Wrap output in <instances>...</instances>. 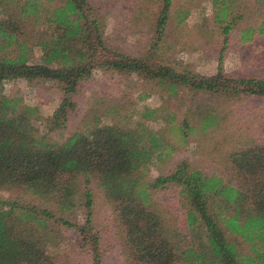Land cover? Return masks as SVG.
Here are the masks:
<instances>
[{
	"label": "trees",
	"instance_id": "trees-1",
	"mask_svg": "<svg viewBox=\"0 0 264 264\" xmlns=\"http://www.w3.org/2000/svg\"><path fill=\"white\" fill-rule=\"evenodd\" d=\"M150 1L135 0L133 8L140 11ZM171 1L156 0L154 43L162 37ZM256 1V22L240 30L241 42L264 36V0ZM233 2L211 0L223 35L239 17L228 20ZM33 47L38 62L29 61ZM221 52L215 72L202 75L107 45L88 0H0V190L43 202L0 200V264H53L46 247L56 225L72 229L86 244L90 264H101L91 181L109 209L113 239L127 264H263L264 142H238L218 173L205 174L182 160L166 174L148 176L152 160L168 158L184 137L226 133L235 112L219 102L264 98V78L227 75ZM96 71L134 74L148 84L147 93L136 97L153 91L161 102L129 109L125 102L108 103L88 117L97 109L89 107L81 125L66 130L81 85ZM12 79L56 83L60 98L48 118L19 92H3L2 82ZM171 131L177 141L165 138ZM167 185H175L180 197V210L172 213L184 217L183 233L175 225L178 217L166 219L155 205V194ZM77 206L84 213L81 223L69 217Z\"/></svg>",
	"mask_w": 264,
	"mask_h": 264
},
{
	"label": "rangeland",
	"instance_id": "rangeland-1",
	"mask_svg": "<svg viewBox=\"0 0 264 264\" xmlns=\"http://www.w3.org/2000/svg\"><path fill=\"white\" fill-rule=\"evenodd\" d=\"M88 1L102 23L104 42L129 55L144 56L147 53L153 62L172 63L177 69L186 66L193 72L212 75L215 72L219 50L222 48V68L227 75L231 77L256 75L264 78V36L254 35L244 42L238 39L241 29L256 22L258 16L256 0H234L230 6L228 20L231 17H239L225 35L221 32V24L213 20L211 0H172L162 37L157 43H154L152 31L156 0H151L147 7L140 11L133 8L135 0ZM52 5L53 3H50V6ZM224 36L227 41L223 45ZM27 54L29 61L38 62L36 47ZM114 74L96 71L81 85L76 96L77 107L69 116L66 130L80 126L84 109L89 107L97 109L88 113V117L108 103L125 102L129 109L130 106L153 107L161 102L153 91H150L148 97L141 99L136 97L138 92L147 93L148 84L141 78L134 74L127 77ZM2 83L5 94L19 92L25 103L36 104L43 119L49 117L60 98L58 86L51 81H35L29 84L23 79H12ZM218 105L223 109L233 108L235 112L232 123L226 127V133L206 136L192 133L184 137L168 158L161 162L152 160L149 164V177L168 173L182 160L205 174L218 173L220 169L227 168V155L235 145H239L238 142L249 139L264 142V98L224 101ZM127 109L122 108L121 112ZM101 120L105 119L101 117ZM33 123L40 132L44 131L43 121L37 120ZM164 136L171 142L179 139L176 131L167 132ZM87 186L92 193L91 219L99 238L101 264H127L122 260L113 239L109 209L102 200L100 191L93 181ZM80 189L81 186L78 196ZM177 196L175 185H167L166 189L155 194L154 201L166 219L172 215L178 217L175 225L178 224V230L183 233L186 230L184 217L179 213H172L180 210ZM15 198L30 206H43V202L33 195L0 190V200ZM178 198L180 199L179 196ZM83 215V209L77 206L69 217L81 223ZM51 235L52 243L46 247V251L53 264H90L86 244L72 229L56 225L52 228Z\"/></svg>",
	"mask_w": 264,
	"mask_h": 264
}]
</instances>
